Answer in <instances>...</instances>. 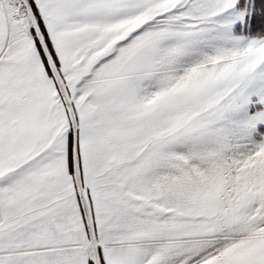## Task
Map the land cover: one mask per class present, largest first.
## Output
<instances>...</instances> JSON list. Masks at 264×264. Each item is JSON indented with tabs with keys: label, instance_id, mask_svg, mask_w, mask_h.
Instances as JSON below:
<instances>
[{
	"label": "snow or ice",
	"instance_id": "6c2138e0",
	"mask_svg": "<svg viewBox=\"0 0 264 264\" xmlns=\"http://www.w3.org/2000/svg\"><path fill=\"white\" fill-rule=\"evenodd\" d=\"M0 264H264V0H0Z\"/></svg>",
	"mask_w": 264,
	"mask_h": 264
}]
</instances>
